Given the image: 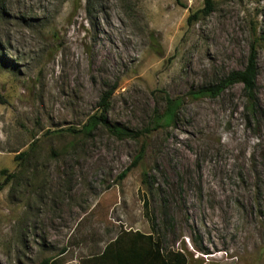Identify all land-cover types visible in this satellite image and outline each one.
I'll use <instances>...</instances> for the list:
<instances>
[{
  "label": "rangeland",
  "instance_id": "obj_1",
  "mask_svg": "<svg viewBox=\"0 0 264 264\" xmlns=\"http://www.w3.org/2000/svg\"><path fill=\"white\" fill-rule=\"evenodd\" d=\"M203 5L5 0L0 170L15 177L0 189V264H82L124 230L152 232L144 194L164 250L185 251L188 264H264V0H215L189 23ZM254 41L256 115L241 84L193 96L243 68ZM109 90V121L130 129L150 126L167 95L183 103L175 122L138 139L103 125L69 131Z\"/></svg>",
  "mask_w": 264,
  "mask_h": 264
},
{
  "label": "trees",
  "instance_id": "obj_2",
  "mask_svg": "<svg viewBox=\"0 0 264 264\" xmlns=\"http://www.w3.org/2000/svg\"><path fill=\"white\" fill-rule=\"evenodd\" d=\"M204 5L199 10L191 13L188 22L205 18L215 10V0H203ZM5 7V0H0V13ZM258 46L254 41L251 44L250 52L246 64L241 69H235L226 74L218 83L202 87L197 91H192L194 97L199 96H218L221 92L241 84L244 94L247 97L245 105L246 110L251 115H256L259 102L257 93V77L259 73ZM113 90L103 94L99 110L91 115L81 129L69 128L73 133H83L89 135L99 126H106L118 137L138 139L150 135L154 130L167 127L176 121L182 107V99L173 98L170 95L166 97V109L162 113H156L150 126L143 129H130L126 126L111 123L108 118L109 98ZM0 100H4L0 95ZM146 144H143L134 161L123 170L119 175V181H122L130 170L139 164L145 155ZM28 151L20 153L17 158H23ZM0 176H5V181L0 183V189L7 184L11 178L15 177V172L9 173L8 169L0 170ZM142 183L148 189L152 190L155 186V177L148 170L142 174ZM143 205L147 218L152 222V232H142L140 230H124L119 233L115 239L108 242L103 251L95 256L83 259L82 264H188V256L182 250H164V239L167 234H160L157 230L158 225L150 210V202L144 194ZM198 249L202 247L196 244ZM40 264H58L52 258L44 259Z\"/></svg>",
  "mask_w": 264,
  "mask_h": 264
}]
</instances>
